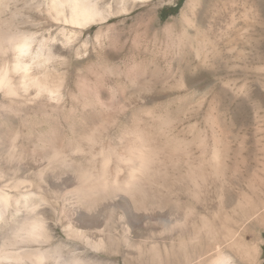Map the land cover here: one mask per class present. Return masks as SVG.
Returning <instances> with one entry per match:
<instances>
[{"label": "rangeland", "instance_id": "rangeland-1", "mask_svg": "<svg viewBox=\"0 0 264 264\" xmlns=\"http://www.w3.org/2000/svg\"><path fill=\"white\" fill-rule=\"evenodd\" d=\"M77 1L95 5L99 11L95 21L71 22ZM231 1L198 0L203 20L188 14L190 38L201 43L192 53L198 49L200 55L191 68L195 82L181 83L176 63L180 34L174 24L188 0L178 11L174 8L179 0H0V30L36 36L33 74L68 89L66 115H60V101L50 102L47 112L62 136L56 143L60 146L63 139L68 144L69 173L62 178L55 166L48 171L49 179L41 182L53 190L47 196L50 206L38 209L49 237L21 245L23 256L27 250L34 254L41 249L50 252L48 264H166L164 215L173 218L172 231L181 232L193 223V216L187 217L190 209L194 216H202V206H229L230 199L241 200L247 160L259 161L258 169H264V90L255 96L258 74H263L264 83V61L253 60L255 54L264 58V45L246 49L244 65L229 63L228 96L219 109L209 77L211 44L215 40L228 44L232 30H237L228 8ZM237 4L238 21L253 15L264 21V0ZM166 28L168 35L160 36ZM239 33L245 42L255 39L246 27ZM5 65L11 67L10 56L0 57V72ZM2 103L0 92V108ZM137 144L138 150L154 152L145 176L134 172L147 181L143 203L117 187L138 166L133 155ZM199 145L209 155L218 150L215 164L224 167L221 173L210 168L203 181L195 173ZM101 180L110 183L109 188L92 190L90 185ZM11 210L14 216L0 222V249L18 240L20 226L28 219L23 205ZM256 233V264H263L264 227ZM189 248L176 254L173 264H193ZM25 258L4 264H33V255Z\"/></svg>", "mask_w": 264, "mask_h": 264}, {"label": "bare ground", "instance_id": "bare-ground-1", "mask_svg": "<svg viewBox=\"0 0 264 264\" xmlns=\"http://www.w3.org/2000/svg\"><path fill=\"white\" fill-rule=\"evenodd\" d=\"M67 1L70 2V0ZM72 1L75 2L76 0ZM197 2L198 0H188L182 17L174 24L176 31H179L180 34L177 40L178 57L176 63L180 69L179 81L181 83L183 81L195 82L191 68L194 66L195 59L199 57L200 50L194 49L196 50L194 55L192 49L194 46L200 47L201 43L198 41L196 45L194 39L190 38L188 14L193 16V19L198 17L203 20L200 10L197 11ZM94 6L81 1L75 2L71 22L76 25H83L95 21L99 11ZM228 8L231 10V19L234 21V26L237 25V30H232V36L227 40L228 44L221 45L220 42L222 41L218 40L213 41L211 44L213 49L209 77L212 96L217 105L220 106L219 109L225 107V101L223 100L228 96L226 85L229 81L227 82L226 77L230 73L229 71L232 70L229 63L235 62L244 65L247 60L245 56L246 49L257 50L258 43L264 45V21L254 15L247 16L244 19L240 18L241 21L240 19L238 21L235 16L236 12L239 11L237 0H232ZM243 27L247 28L253 38L256 39L259 36L263 38H258V41L255 39L253 41H243L239 33ZM169 32L170 29L166 28L164 31H160V36H167ZM197 35H199V32ZM35 37L25 33L6 34V32L0 30V57L10 56L12 59L11 67L5 65L0 72V92L3 93V103L0 108V222L6 220L10 215L14 216L15 213L11 209L15 208L18 211L20 205H23L24 211L28 214L26 223L20 226L21 228L17 233L18 240L10 243L8 247L6 245L1 247L0 264L10 262L9 260L21 263L29 255L34 257V259H30L33 260L31 262L33 264L49 263L51 260L50 252L46 253L39 249L33 254L27 250L28 254L23 256L25 246L21 247V245H26L29 241L38 242V239L41 241L40 236L49 237L45 222L40 217L38 209L50 206L51 200L49 201L47 196L53 190L50 186L42 187L41 182L49 179L50 174L48 171L55 166L59 168L62 178L66 179L69 173L68 155L66 154L68 144L63 139L64 142H61L60 146L56 143V141H61L62 136L56 129L57 121L47 112V106L50 102L60 101L61 104L63 103V112L59 111L60 115H66L64 112L68 89L65 85L56 88L33 74L36 58L34 45L37 41ZM43 43L39 44L40 50ZM228 45H234V49H228ZM50 59L49 57L48 60ZM253 60L261 63L264 58L255 54ZM244 71L246 72V70ZM258 75H260L259 85L255 90V96H259L264 90V83L260 81L263 74ZM16 76H18V79ZM49 127L52 128L50 132L47 131ZM199 146L201 153L197 159L199 165L195 168V173L197 179L203 181L210 168L212 171L221 173L224 167H217V164H215L218 160V153H220L218 150L214 149L212 155H209L208 151L203 149L201 145ZM140 148L141 145L137 144L133 149L134 160L138 163V166H134V169L128 173L129 176H125L123 183H121L122 186L118 184L120 183L118 176L113 181L116 182V186L117 184L121 186H117L119 190L130 192L133 197L138 198V202L143 203L146 200L143 184L147 182L143 178L148 169V161L154 156V152H143L138 150ZM247 154L251 155L252 149H248ZM208 156L209 158H207ZM260 166L262 165L257 160H251V158L247 160L246 170L244 176H242L245 183L242 187H244L245 192L243 191L244 193L241 194V200L230 199L229 206L225 203H219L218 205L211 203V205L202 206L201 211L204 214L202 216H194L195 212L190 209L187 217L191 218L193 216V223L185 231L173 232L171 228L174 222L173 218L169 215L162 217V224L168 230L166 231L168 236L164 239L163 250L167 259L166 264H173L176 254L187 246L190 247L189 249L193 255V264L257 263L259 252L255 243V233L256 229L264 227V169L259 170ZM135 171L143 172V178L136 176ZM257 171L260 172V177L256 174L254 176V172ZM65 179L62 180L65 181ZM104 181H95V187L90 185L91 189L95 190L99 187L103 190L108 189L110 183ZM7 190L16 192L17 195H20V198L12 197ZM177 220L179 219L175 218V222Z\"/></svg>", "mask_w": 264, "mask_h": 264}, {"label": "trees", "instance_id": "trees-1", "mask_svg": "<svg viewBox=\"0 0 264 264\" xmlns=\"http://www.w3.org/2000/svg\"><path fill=\"white\" fill-rule=\"evenodd\" d=\"M185 0H179L177 6L174 8V11H178L180 9V7L183 5ZM175 12H173L172 14H174ZM264 264V263H263Z\"/></svg>", "mask_w": 264, "mask_h": 264}]
</instances>
